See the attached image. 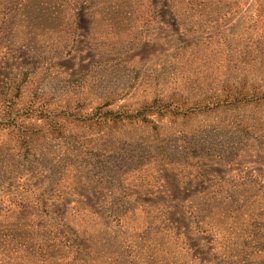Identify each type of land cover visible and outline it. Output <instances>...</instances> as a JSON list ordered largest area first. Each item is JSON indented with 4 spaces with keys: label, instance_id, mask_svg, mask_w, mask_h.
<instances>
[{
    "label": "rangeland",
    "instance_id": "374dc122",
    "mask_svg": "<svg viewBox=\"0 0 264 264\" xmlns=\"http://www.w3.org/2000/svg\"><path fill=\"white\" fill-rule=\"evenodd\" d=\"M0 264H264V0H0Z\"/></svg>",
    "mask_w": 264,
    "mask_h": 264
}]
</instances>
